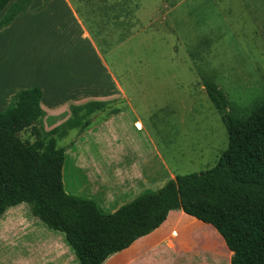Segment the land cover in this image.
I'll return each instance as SVG.
<instances>
[{
  "label": "rangeland",
  "instance_id": "obj_1",
  "mask_svg": "<svg viewBox=\"0 0 264 264\" xmlns=\"http://www.w3.org/2000/svg\"><path fill=\"white\" fill-rule=\"evenodd\" d=\"M72 3L88 30L103 42L100 60L106 67L108 93L122 92L127 98L109 101L91 115L76 112L80 126L58 139V146L66 147L85 120L98 123L121 108L123 125L131 129L139 119L144 126L139 136L151 135L176 176L215 166L227 148L228 131L205 82H215L224 91L228 110L238 117L247 116L264 101V0ZM47 18L40 31L27 25L30 33L13 50L18 52V63L23 58L31 69L44 67L54 80L57 73L53 74L50 65L54 55L63 48L71 55L73 49L86 44L76 22L61 10ZM96 56L92 55L94 63ZM47 123L52 126V119ZM33 132V128H26L19 136L35 143L39 134ZM149 147L153 149L151 143ZM232 255L213 228L210 236H203L195 261L201 257L209 264H230ZM187 261L190 264V255Z\"/></svg>",
  "mask_w": 264,
  "mask_h": 264
},
{
  "label": "trees",
  "instance_id": "obj_2",
  "mask_svg": "<svg viewBox=\"0 0 264 264\" xmlns=\"http://www.w3.org/2000/svg\"><path fill=\"white\" fill-rule=\"evenodd\" d=\"M8 6L2 27L29 2L0 0V13ZM205 90L228 131L227 148L215 166L178 175L115 212H106L93 199L68 193L64 187L66 148L58 146V139L81 120L73 118L45 131L42 89H20L0 113V218L11 206L26 203L32 216L65 234L81 264H103L179 209L218 232L233 253L230 264H264V101L238 117L228 110L227 96L215 82L206 81ZM105 106L90 102L78 110L91 115ZM89 123L85 120L82 131ZM30 127L39 134L35 143L19 136Z\"/></svg>",
  "mask_w": 264,
  "mask_h": 264
},
{
  "label": "crops",
  "instance_id": "obj_3",
  "mask_svg": "<svg viewBox=\"0 0 264 264\" xmlns=\"http://www.w3.org/2000/svg\"><path fill=\"white\" fill-rule=\"evenodd\" d=\"M28 2L29 7L5 27L1 26V20L11 5L0 13V113L11 105L13 96L20 89L38 86L43 93V126L49 132L76 118V112L85 114L78 110L82 105L127 98L122 92L108 93L106 67L100 60L103 42L85 26L72 0ZM54 7L58 8L54 11ZM58 9L76 22L86 45L73 49L71 55L64 48L54 55L50 65L57 76L53 80L44 67L31 69L23 58L18 63V52L15 53L13 47L30 33L26 31L27 27L33 25L40 31L41 23L45 24L47 17L60 11ZM92 55H97L95 63ZM70 57L72 61H69ZM116 82L120 85L118 80ZM128 108L136 112L131 105ZM48 119H52V126L47 123ZM123 124L120 108L100 122L89 123L83 131L74 133L65 147L63 182L66 191L93 199L107 212H115L140 194L157 190L176 177L151 135L146 132L139 136L138 133L144 132L142 122L135 119L131 129ZM134 132L138 135L134 136ZM211 230L208 223L182 210H172L158 228L111 254L103 264H187L189 255L190 264H209L201 257L195 261V254L201 253L203 236H210ZM0 264L81 263L63 232L36 219L28 205L20 203L8 208L0 218Z\"/></svg>",
  "mask_w": 264,
  "mask_h": 264
}]
</instances>
